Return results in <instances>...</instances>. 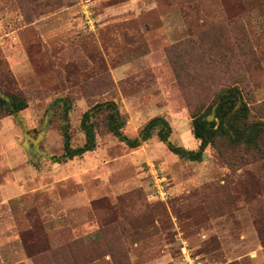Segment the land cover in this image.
<instances>
[{"label":"rangeland","instance_id":"obj_1","mask_svg":"<svg viewBox=\"0 0 264 264\" xmlns=\"http://www.w3.org/2000/svg\"><path fill=\"white\" fill-rule=\"evenodd\" d=\"M230 88L264 123V0H0V264H264V135L168 149Z\"/></svg>","mask_w":264,"mask_h":264},{"label":"trees","instance_id":"obj_2","mask_svg":"<svg viewBox=\"0 0 264 264\" xmlns=\"http://www.w3.org/2000/svg\"><path fill=\"white\" fill-rule=\"evenodd\" d=\"M240 99L241 95L236 88H230L224 92L219 93L215 97L213 104H218L217 108L215 109V115L219 120V123H216L215 121L207 122L204 115H198L193 117L192 119V134L194 139L199 141L197 150L189 151L181 147H174L170 145L168 147L170 152L183 159L199 162L201 161L205 149L213 143L215 138L219 136L226 137L234 145H255L258 135H264V123H247L246 121L249 116V111L244 103H242L239 109L233 115H231L235 104ZM212 106H209L208 110H211ZM0 107H4L9 114H12L16 111L23 110L26 107V104L21 99L12 98L11 102L8 103L4 99L0 98ZM93 109L94 111L99 109L98 111L107 112L106 122L108 131L114 137H120V129L122 128L124 122L120 116V113L117 111L115 104H99ZM116 113L118 114L117 118ZM89 117L90 114H88L87 112L84 113L80 125L86 136L85 145L83 147L71 148L68 144V140H66L64 142V154L66 156V159H72L76 156H81L88 150L93 149L94 131L93 125H91L89 122ZM154 129H157L156 135L161 142H166L168 140L167 138L170 129L168 123L162 118H154L143 127V138L149 139ZM246 134L248 137L245 139ZM120 140L122 142L127 141L125 139ZM128 145L131 148L137 147V144L135 143H128Z\"/></svg>","mask_w":264,"mask_h":264},{"label":"water","instance_id":"obj_3","mask_svg":"<svg viewBox=\"0 0 264 264\" xmlns=\"http://www.w3.org/2000/svg\"><path fill=\"white\" fill-rule=\"evenodd\" d=\"M0 98L4 99L6 102H8V99L5 98L3 95H0ZM214 109H215V108H214ZM214 109H213L211 115H209V116L207 117V121H211V120L214 119Z\"/></svg>","mask_w":264,"mask_h":264}]
</instances>
